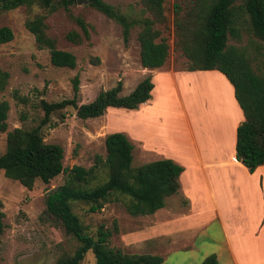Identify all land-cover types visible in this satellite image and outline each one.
Here are the masks:
<instances>
[{
  "label": "rangeland",
  "instance_id": "obj_1",
  "mask_svg": "<svg viewBox=\"0 0 264 264\" xmlns=\"http://www.w3.org/2000/svg\"><path fill=\"white\" fill-rule=\"evenodd\" d=\"M105 1L130 16H137L144 11L141 0ZM194 3L195 0H164L165 19L155 24L169 44L167 58L160 69L187 72H179L185 74L177 75L176 82L169 83L167 89L162 88L166 85L165 80L157 76L150 98V105L155 113H159L166 121L165 133H170L173 137L188 135V122L198 138L208 137V130L214 136H219L214 122L215 109L208 105L212 100L205 96L202 78H197L195 72L187 69L190 59L182 50V42L192 30L188 20ZM143 14L150 16L148 11ZM35 17H42L46 25L45 32L54 40L57 48L75 55L74 68L57 67L50 63L48 49L37 45L33 33L25 25L27 20ZM74 17H81L88 26L89 37L82 36L80 43L72 42L66 37L71 31L82 34ZM2 26L11 28L13 38L0 43V69L9 73L7 84L0 91V101L6 100L9 104L7 128L5 131L0 130V154L6 149L8 131L16 127L32 129L39 126L44 114L41 99L53 102L73 97L74 75L77 74L80 79V103L92 100L99 90L114 86L118 80L123 83L121 93L127 94L143 77L157 70L143 67L140 62L137 40L139 26L135 25L130 29L129 38L125 41L121 26L92 7L89 0H75L69 11L63 7L49 10L37 1L30 5H20L0 12V27ZM227 44L244 49L253 70L264 73V40L253 34L248 26L240 31L239 38L229 36ZM92 58H98L99 61L94 63ZM209 75L207 78H213L210 83L215 84L219 75ZM209 86L218 94L216 85ZM215 96L217 99L213 98L214 103L218 101V95ZM224 98L222 95V111L216 109V114L222 112L223 118L228 106L224 104ZM213 107L219 108V105ZM132 111L120 107L110 108L99 117L81 119L75 115L74 108L68 106L62 110L65 114L63 120L60 119V112L53 113L50 122L40 126L39 131L45 142L61 145L64 166L70 168L82 165L88 168L92 165L95 154L105 156L106 134L112 131L124 132L127 124L136 126ZM224 122L227 130L231 131L236 119L229 115V118L223 119ZM179 128L180 131H177ZM134 154L133 166L147 161L137 157L140 155L138 149ZM98 176H104V172L99 170ZM64 178V174H60L48 184L37 179L32 189H27L18 180L6 177L0 170V199L5 214L0 264H59L58 258L62 254H71L76 249L78 240L66 232L61 220L50 214L46 207L47 194L61 184ZM176 196L171 194L166 200L171 202ZM180 203L183 205L182 198ZM72 208L86 233L96 236L99 229H107L111 231L109 246L120 248L126 253L142 251L136 250L131 244L128 247L126 245L124 233L132 227V219L138 216L130 215L120 201L106 202L96 212H90L89 204L82 201L73 202ZM153 243L154 240H149L148 237L142 241L145 252L151 249ZM81 264H95L91 252L86 254Z\"/></svg>",
  "mask_w": 264,
  "mask_h": 264
},
{
  "label": "trees",
  "instance_id": "obj_2",
  "mask_svg": "<svg viewBox=\"0 0 264 264\" xmlns=\"http://www.w3.org/2000/svg\"><path fill=\"white\" fill-rule=\"evenodd\" d=\"M37 1L42 7L55 10L63 7L69 11L75 0H0V12L30 5ZM144 11L137 16L123 13L105 0H89L96 10L115 20L122 29L123 39L128 40L130 29L138 25L137 40L140 46V62L146 68L163 66L168 55L169 44L155 26L163 22L164 0H141ZM176 7V6H175ZM148 11L150 16L143 13ZM190 35L183 40V53L190 59L188 70H218L234 88L235 99L241 108L244 120L236 128L235 156L249 171L264 164V73L253 70L244 49L227 44L228 37H240V31L249 30L264 40V0H195L189 12ZM82 34L71 31L67 39L80 43L82 36L89 37L88 26L81 17H74ZM33 33L39 47L49 51L50 63L57 67L74 68L75 55L59 49L45 32L42 17L25 22ZM187 25V26H189ZM13 38L10 27H0V43ZM97 63L98 58H92ZM9 73L0 69V91L7 84ZM80 79L72 78L73 97L48 102L41 99L43 117L39 126L32 129L13 128L6 134V149L0 154V170L8 178L18 180L27 189H32L38 179L48 184L56 176L64 174V181L51 189L46 197L50 214L61 220L67 233L74 236L79 244L73 253L62 254L59 264H81L91 252L95 264H160L163 257L150 253H126L120 248L109 246L111 231L99 229L96 236L84 231L72 203L82 201L89 204V211L102 209L106 202L120 201L132 216L148 215L165 205V199L179 191V176L183 166L171 158L155 159L133 166V143L121 131L105 136L106 154H95L88 168L63 165V148L57 143H47L39 131L40 126L50 122L51 114L62 112L72 106L75 115L81 119L103 115L107 108L136 109L151 98L154 87L151 75L143 77L127 94H122L123 83L101 89L88 102H78ZM9 104L0 101V130L7 128L6 117ZM102 170L104 176L99 177ZM4 211L0 199V249L4 232ZM200 264H217L215 254L207 256Z\"/></svg>",
  "mask_w": 264,
  "mask_h": 264
},
{
  "label": "crops",
  "instance_id": "obj_3",
  "mask_svg": "<svg viewBox=\"0 0 264 264\" xmlns=\"http://www.w3.org/2000/svg\"><path fill=\"white\" fill-rule=\"evenodd\" d=\"M161 67L155 68L151 77L155 84V78L161 76L166 83L163 89L174 84L177 75L187 73ZM191 72L202 78L205 96L212 100L208 105L215 109L213 124L219 136L208 130L209 138H198L190 122L186 136L165 133L166 121L155 113L150 99L141 103L139 110L132 109L136 126L127 124L124 132L134 145L133 158L138 149L137 157L147 160L144 163L171 158L183 166V171L179 191L171 202L166 200L169 195L165 205L154 213L132 219V227L124 233L126 245L142 250L136 253L162 256L160 264H200L211 254L216 255L217 264H264V164L251 172L236 159V128L244 116L229 80L218 70ZM209 74L219 75L215 84L210 83L213 78H207ZM210 84L216 85L218 94ZM174 90L177 92L175 86ZM215 94L218 101L214 103ZM222 95L228 105L224 118L222 112L216 114V109L222 111ZM229 115L236 122L227 135L223 119ZM147 237L154 243L145 252L142 241Z\"/></svg>",
  "mask_w": 264,
  "mask_h": 264
},
{
  "label": "water",
  "instance_id": "obj_4",
  "mask_svg": "<svg viewBox=\"0 0 264 264\" xmlns=\"http://www.w3.org/2000/svg\"><path fill=\"white\" fill-rule=\"evenodd\" d=\"M80 0H78V2H79Z\"/></svg>",
  "mask_w": 264,
  "mask_h": 264
}]
</instances>
